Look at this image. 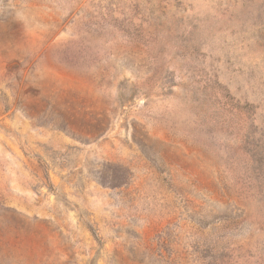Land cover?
Wrapping results in <instances>:
<instances>
[{"label": "rangeland", "instance_id": "1", "mask_svg": "<svg viewBox=\"0 0 264 264\" xmlns=\"http://www.w3.org/2000/svg\"><path fill=\"white\" fill-rule=\"evenodd\" d=\"M0 264H264V0H0Z\"/></svg>", "mask_w": 264, "mask_h": 264}]
</instances>
